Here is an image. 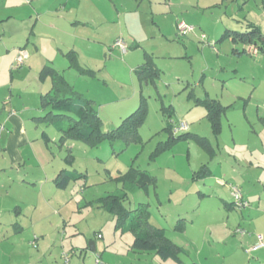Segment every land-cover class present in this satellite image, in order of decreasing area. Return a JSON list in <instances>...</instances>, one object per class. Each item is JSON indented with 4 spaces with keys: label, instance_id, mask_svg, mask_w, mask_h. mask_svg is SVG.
Listing matches in <instances>:
<instances>
[{
    "label": "rangeland",
    "instance_id": "rangeland-1",
    "mask_svg": "<svg viewBox=\"0 0 264 264\" xmlns=\"http://www.w3.org/2000/svg\"><path fill=\"white\" fill-rule=\"evenodd\" d=\"M0 19V264H254L255 252L244 253L251 244L239 249L242 256L230 251L235 245L220 235L225 228L220 220L240 246L237 222L252 229L247 222L261 227V219L248 218L249 203H235L229 185L217 179L241 194L264 190V52L238 54L229 38L218 39L226 28L244 30L249 22L264 37V0H0ZM178 22L192 30L180 34ZM118 39L125 52L114 44ZM71 48L78 63L94 74L69 66L64 52ZM21 50L26 56L17 61ZM144 52L152 53L161 69L154 84L141 85L133 71L143 63ZM45 63L92 100L103 129L117 126L133 111L142 92L146 115L139 139H103L94 146L77 139L60 143L54 125L33 119L46 112L40 95L49 89L50 78H38ZM195 96L225 106L218 136ZM10 108L24 114L29 138L38 141L19 148L20 162L10 161L4 150L6 132L14 131L3 127ZM167 118L183 120L186 131L208 137L214 153L186 139L153 156L168 137ZM42 133L51 153L43 169L32 149L41 144ZM203 164L212 174L194 178ZM60 170L78 178L58 188L52 179ZM134 170L153 175L155 184L133 189L116 180ZM32 174L42 176V182ZM123 191L128 209L144 204L149 222L181 247V263L163 260L153 250L131 249L133 233L116 227L100 201L102 195ZM222 197L234 206L226 209ZM226 214L236 224L226 221ZM180 223L182 230L175 229Z\"/></svg>",
    "mask_w": 264,
    "mask_h": 264
},
{
    "label": "trees",
    "instance_id": "trees-1",
    "mask_svg": "<svg viewBox=\"0 0 264 264\" xmlns=\"http://www.w3.org/2000/svg\"><path fill=\"white\" fill-rule=\"evenodd\" d=\"M230 38L236 45L241 44V49L233 48L236 53L247 52L245 46H255L264 52V38L260 33L258 26L249 22L244 30L226 29L219 41ZM69 58V66L77 67L82 72H95L88 67H83L78 63L77 54L74 50L65 53ZM86 72V73H87ZM134 73L142 84H154L160 76V70L156 67L153 61V56L149 53L144 54L143 63L138 66ZM40 79L50 78L51 85L47 91L40 95V108L46 110L41 116L33 118L36 121L51 123L55 126L58 133L60 143L67 139H77L83 141L87 145L94 146L103 139L123 140L125 143L137 141L139 139L138 129L144 122L146 115V97L140 93V99L136 108L128 115L124 116L120 123L111 128L103 129V121L94 106L92 100L83 97L78 93L73 86L66 80L63 73L55 69L49 64H45L39 73ZM196 103H200L205 107L206 117L210 123V127L214 135H218L221 128V115L225 106L221 105L217 100L212 98H195ZM168 117L172 116L169 111ZM168 133L165 141H160L155 151L154 156L160 152L170 149L177 141L193 139L196 143L209 153H213V147L208 139L189 131H184L173 135L171 133V121L167 118L164 126ZM46 144L48 137L43 133ZM138 171V170H136ZM130 171L120 174L116 180L131 184L132 188L146 187L147 185L155 184L153 175L146 171L136 172ZM210 171L207 164H203L198 170L193 172V177H205ZM72 178H78L71 171L60 170L53 179L54 184L59 188H65ZM126 191L120 194L107 193L102 195L100 201L116 219V227L127 229L133 233L134 239L131 243V249L136 251L153 250L161 259L172 258L181 263L179 253L181 247L175 244L172 240L165 236L163 228L156 227L149 222L150 212L147 211L144 204L139 205L133 210L128 209L124 204ZM233 207L234 202H229ZM175 229L182 230L181 223L176 224ZM184 264H199L197 262H186Z\"/></svg>",
    "mask_w": 264,
    "mask_h": 264
},
{
    "label": "crops",
    "instance_id": "crops-1",
    "mask_svg": "<svg viewBox=\"0 0 264 264\" xmlns=\"http://www.w3.org/2000/svg\"><path fill=\"white\" fill-rule=\"evenodd\" d=\"M9 19V17H7V18H5V19H3L4 21H6V20H8ZM0 21H1V19H0ZM226 29H228V28H226ZM225 29V30H226ZM224 30V31H225ZM230 30H233V29H230ZM223 31V32H224ZM222 32V33H223ZM222 35V34H221ZM221 35H220V37H221ZM219 37V38H220ZM262 37H263V35H262ZM264 38V37H263ZM230 39V38H229ZM218 41H219V39H218ZM230 41H231V39H230ZM231 43L233 44V48H238V49H241L240 47H234L235 46V44L231 41ZM70 50H74L76 53H77V51L75 50V49H68L67 51H65L64 52V55H65V53L66 52H68V51H70ZM122 52V51H121ZM263 52V51H262ZM145 53H149V52H144L143 53V58H144V54ZM150 54V53H149ZM238 54H240V53H238ZM151 55L153 56V54L151 53ZM154 61V60H153ZM45 64H48V63H45ZM44 64V65H45ZM155 65H156V63H154ZM43 65V66H44ZM50 65V64H49ZM42 66V67H43ZM52 66V65H51ZM140 66V65H139ZM53 67V66H52ZM156 67L157 68H159L157 65H156ZM55 68V67H54ZM56 69V68H55ZM91 69V68H90ZM136 68H134L133 69V71L135 70ZM91 70H93V69H91ZM159 70L161 71V69L159 68ZM59 71V70H58ZM94 72H95V70H93ZM61 72V71H60ZM40 73V72H39ZM39 73H38V78H39V80H45V79H40V77H39ZM64 75V74H63ZM65 77V76H64ZM47 78H49V77H47ZM66 78V77H65ZM137 78V77H136ZM66 80H67V78H66ZM138 80V79H137ZM68 81V80H67ZM71 85H72V83L70 82V81H68ZM50 83H51V81H50ZM73 86V85H72ZM211 98V97H208V96H205V97H197V96H195L194 97V99L195 98ZM212 99H214V98H212ZM216 100V99H215ZM218 101V100H217ZM219 102V101H218ZM220 103V102H219ZM197 104H200V103H197ZM221 104V103H220ZM202 105V104H201ZM222 105V104H221ZM6 108V107H5ZM27 109V108H26ZM5 111H6V114L3 116V119H4V123H3V127H5V125H7L8 124V126L10 127V128H13V130L14 131H12V130H10L8 133L6 132V138H5V148H4V150H5V152L7 153V157L9 158V160L10 161H13V162H15V161H17V162H20V161H23V159H24V156L21 154V151L19 150V148L20 147H23V146H25V145H30V143H33V142H38L37 141V139H30L29 138V135L27 134V132H26V129H25V122H26V120H25V117H24V114L23 113H18L17 112V110H15V109H13V108H10V109H5ZM167 113L170 111L171 113H172V111H171V108H168L167 107ZM205 112H206V110H205ZM205 116H206V113H205ZM119 118H120V116H119ZM207 118V117H206ZM208 120V119H207ZM209 122V121H208ZM5 124V125H4ZM165 125H166V122H165ZM209 125H210V123H209ZM211 128V127H210ZM221 128H222V125H221ZM221 128H220V132H221ZM211 131H212V129H211ZM189 132H191V131H189ZM220 132H219V134H220ZM57 133V132H56ZM191 133H195V134H198V135H200V136H203V135H201V134H199V133H197V132H191ZM213 133V132H212ZM218 134V135H219ZM55 135H58V133L57 134H55ZM214 135V134H213ZM217 135V136H218ZM214 136H216V135H214ZM40 142H41V144H38V146L35 148V150H34V148H32L33 149V155H34V157H36V162H37V165L39 166L40 165V167H41V169H43V167H45V165L46 164H48L49 163V161H51V158H50V155H51V153L49 152L50 150H48L49 149V145H48V143L46 144V142H45V140H44V137H43V133L42 134H40ZM48 137V136H47ZM56 137H58V136H56ZM203 137H205L206 139H208L209 140V138L208 137H206V136H203ZM33 141V142H32ZM180 141V140H179ZM178 142V141H177ZM176 142V143H177ZM209 142H210V140H209ZM175 143V144H176ZM210 144H211V142H210ZM211 146H212V144H211ZM35 147V146H34ZM213 147V146H212ZM206 151V150H205ZM213 153H214V148H213ZM212 153V154H213ZM207 166H208V168H209V171H210V174L209 175H211L212 174V169L210 168V166L207 164ZM47 172H44V175L46 174ZM54 174H56V173H54ZM58 174V173H57ZM56 174V175H57ZM55 175V176H56ZM209 175H206V176H209ZM32 176L33 177H31L32 179H35L36 181L40 178V181L42 182V179H43V177L42 176H36V175H33L32 174ZM55 176L53 177V179L55 178ZM205 176V177H206ZM223 176H225L226 177V175H223ZM205 177H200L201 179H203V178H205ZM53 179H52V181H53ZM236 179V177H231V179L230 180H235ZM262 180V179H261ZM225 181V180H224ZM227 182V181H226ZM53 183H54V181H53ZM56 186V185H55ZM57 187V186H56ZM263 187H264V181H263ZM59 188V187H58ZM202 194H203V192H201ZM264 190L262 191V193L261 192H258V193H253V192H244V191H242V196H243V198L244 199H246L247 200V203H249V205L251 206L250 208H246V214H247V216H248V218H251L252 220H257V219H261V227H256L255 225H253L251 222H247V224L249 225V227L250 228H252V229H245L242 225H241V223H239V222H237V227H240V228H243V229H245V231H246V233L245 234H240V246L239 245H236L237 243H238V240H236V238H234V236H232L231 234H230V230L228 229V228H226V224H224V222H223V219L224 218H222L221 220H220V225L222 226V227H225L223 230H221L220 231V235H223V236H225V237H228L229 239H232V243L235 245V249L234 250H232V249H230V251H234L235 253H238V255H240V256H242V252L239 250L240 248H242L243 249V247L247 244H251L250 245V247H246L245 249H248V248H251L253 245H255L256 243H257V241H258V236L259 235H261L262 236V240H263V246L261 247V248H259V249H256V250H250V251H246V250H244V253H246V254H251V253H254L255 252V255H256V258L254 257V259H253V263L254 264H264ZM222 201H223V203H224V206H225V208L226 209H231L232 207L230 206V204H229V202L230 201H228V200H226L225 198H223L222 197ZM254 205V206H253ZM16 209H17V212L18 213H20V211L22 210V209H19L18 207H16ZM22 212V211H21ZM2 213V210H0V214ZM227 216H226V221H228L229 223H233V224H236V222L234 221V222H230V214H226ZM16 217H18V216H16ZM18 220V219H17ZM14 224H15V222H14ZM16 228L17 229H20V228H22V226H20V224H18V222H16ZM236 227V228H237ZM256 230V231H258V232H260L258 235H256V232L255 231H250V230ZM235 232H237V231H235ZM236 243V244H235ZM258 254H260V255H262V261H259V256H257ZM191 262H196V261H191ZM197 263H199V262H197ZM242 262H240V261H233V262H231V264H241ZM200 264V263H199Z\"/></svg>",
    "mask_w": 264,
    "mask_h": 264
},
{
    "label": "built area",
    "instance_id": "built-area-1",
    "mask_svg": "<svg viewBox=\"0 0 264 264\" xmlns=\"http://www.w3.org/2000/svg\"><path fill=\"white\" fill-rule=\"evenodd\" d=\"M177 27L179 29V33L184 35L186 34L187 32L191 31L192 30V26L184 23V22H178L177 24ZM202 38L204 37V35L202 34L201 36ZM115 45L119 46L121 51L122 52H125L126 51V48L123 44V42L121 40H116L114 42ZM247 51L248 52H255L257 53V48L253 45L251 46H248L247 48ZM26 56V52H24L23 50L19 51V54L17 55V61H22L23 58ZM188 129V124L187 122L181 120L179 122H175V121H171V133L173 135H176L178 133H181V132H184ZM217 183L220 184V185H229L230 189H231V195L234 197V199L236 200L235 203L239 204V205H243V206H246L248 205L247 201L243 198L241 192L239 191V189L234 186L233 184L231 183H227L226 181L222 180V179H217ZM237 232H239L240 234H245L246 231L245 229L243 228H240L238 227L236 229ZM263 246V240H262V236L259 235L258 236V241L255 245H253L251 248H248L246 249V251H250V250H256V249H259Z\"/></svg>",
    "mask_w": 264,
    "mask_h": 264
},
{
    "label": "water",
    "instance_id": "water-1",
    "mask_svg": "<svg viewBox=\"0 0 264 264\" xmlns=\"http://www.w3.org/2000/svg\"><path fill=\"white\" fill-rule=\"evenodd\" d=\"M95 247L94 246H91V249H94Z\"/></svg>",
    "mask_w": 264,
    "mask_h": 264
}]
</instances>
